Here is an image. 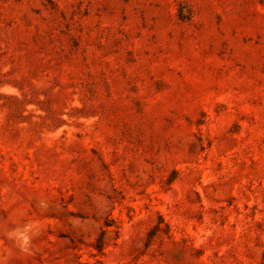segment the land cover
Masks as SVG:
<instances>
[{
    "label": "rangeland",
    "instance_id": "rangeland-1",
    "mask_svg": "<svg viewBox=\"0 0 264 264\" xmlns=\"http://www.w3.org/2000/svg\"><path fill=\"white\" fill-rule=\"evenodd\" d=\"M0 264H264V0H0Z\"/></svg>",
    "mask_w": 264,
    "mask_h": 264
}]
</instances>
